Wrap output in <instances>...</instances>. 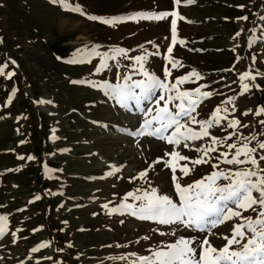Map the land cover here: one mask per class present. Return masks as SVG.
Here are the masks:
<instances>
[{"label": "rangeland", "instance_id": "obj_1", "mask_svg": "<svg viewBox=\"0 0 264 264\" xmlns=\"http://www.w3.org/2000/svg\"><path fill=\"white\" fill-rule=\"evenodd\" d=\"M68 2L78 3L86 13L95 15L174 10L185 19L177 20V42L173 52L168 53L171 17L166 21L138 19L109 26L67 11L50 0H0V64L7 62L5 72H15L11 79L0 76V215L8 217L5 236L0 237V264H125L113 258L131 252L147 255L149 248L174 242L180 235L196 234L180 229L173 236L169 226L127 215H109L102 208L105 203L110 208L116 206L127 192L147 188L149 181L161 194L172 191L171 169L163 161L148 167L171 149L156 138L131 137L121 132L122 128L135 130L142 117L122 109L100 89L70 82L117 80L114 61H109V69L98 73V57L90 63H67L78 55L77 49L95 45L99 51H109L123 47L129 50L130 57L145 54L146 68L161 79L167 63L172 73L168 83L194 69L201 78L192 77L178 88L191 90L204 85L202 91L212 92L197 107V119H210L217 107H226L229 112H222V116L228 120L237 118L248 127L238 128L237 135L225 143H239L241 135L264 139V126L259 123L264 113L255 114L258 107H264V75L256 78L258 89L252 88L243 95L239 80L244 71L264 73V39L260 38L264 33V21L260 19L264 16V0H194L191 4L181 0L178 5L173 0ZM241 4L247 7H237ZM241 16L248 19L238 20ZM237 32L239 36H235ZM157 51L159 55H152ZM164 56H168V61ZM119 59L121 73L130 70L125 66L135 64ZM12 60L16 63L12 64ZM173 60H179L182 67L172 68ZM13 87L17 91L9 103ZM229 97L233 98L231 103L227 102ZM40 100L52 103H38ZM249 109L252 111L243 115ZM191 127L199 128L195 124ZM53 129L59 137L55 141L49 139ZM209 131L224 141L233 130L224 120ZM255 143L252 141L250 146ZM190 144L189 148L181 146L177 150L195 159L200 155L195 148L210 144V137ZM219 151L234 149L221 144L212 156ZM29 155L35 159L28 161ZM259 155H264V150H258ZM174 162L176 175L185 185L213 171L211 165H196L189 176L183 177L180 167L185 163L190 168L193 165L190 161ZM45 166L52 171H46ZM112 166L118 167L119 172L106 175ZM145 169L147 180L139 178ZM37 195L39 200L34 199ZM128 202H132L131 198ZM240 211L244 217L256 215L251 209ZM236 223H240L239 217L214 229L217 235L209 237L210 243L222 247L226 241L221 237L231 236ZM12 232L16 233L14 242ZM145 236L149 238L143 239ZM42 241H50L51 246L31 253L30 249ZM69 243L72 247H68ZM49 256L53 259H43Z\"/></svg>", "mask_w": 264, "mask_h": 264}, {"label": "snow or ice", "instance_id": "obj_2", "mask_svg": "<svg viewBox=\"0 0 264 264\" xmlns=\"http://www.w3.org/2000/svg\"><path fill=\"white\" fill-rule=\"evenodd\" d=\"M53 4H58L67 11L79 13L90 21H98L104 25H116L127 21L138 19L150 21H166L171 17V43L167 46V52H173V45L176 44L177 38V20L185 19L176 11H137L126 15L103 16L86 13L82 6L78 3L69 4L68 0H50ZM175 4H180L181 0H173ZM194 0H186V3L191 4ZM243 9L247 5H237ZM238 20L246 21L247 16H241ZM260 19L264 21V16ZM237 32L235 36H239ZM261 39H264L262 33ZM252 42V37H249V43ZM180 43H183L181 40ZM157 49L159 48L156 45ZM98 46H91L86 49H77L78 55L69 59L70 64L90 63L93 57L99 58V63L95 68V72L107 70L111 66L109 61L115 62L117 80L115 83H110L107 80H71L72 84L88 85L92 88L100 89L103 94L115 101L122 109L139 114L142 119L138 120V127L135 130L126 128L120 129L131 137H152L159 141L166 142L170 147V151L164 152V157H172L174 159H164L158 157L149 165H158L163 161L164 166L171 169V184L172 191L168 194H161L156 187H152L149 181L147 188H137L135 191H129L121 198L120 202L109 207V203L102 205V208L107 210L109 215L119 214L134 217L140 221H152L157 225L169 226L172 231L171 235L176 236L177 231L183 229L185 232H193L195 235H180L167 244H161L156 248H149L147 255H139L131 252L125 255L114 257L124 261L125 264H264V167L261 163L264 162V155L257 157L258 150H264V139L257 140L255 135L238 136L239 143H225L228 139L237 135L238 128H247L237 118L227 119V116H222L221 113L229 112V109L217 107L210 119L198 120L196 117L197 107L201 102L212 96L211 91H202L203 87H196L191 90H180L178 85L190 81V78H201V74L196 70L188 72L176 78L174 83H168L167 78L172 74L171 69L165 63L163 67V79L157 74L150 72L145 61V54L129 56L128 49L123 47H115L109 51H99ZM159 55V52L152 53ZM119 58L129 59L135 64L128 65V72H120L122 67ZM58 59H62L58 57ZM165 61H168V56H164ZM255 59V58H253ZM12 64L16 62L11 61ZM172 68L182 67L179 60L171 61ZM8 63L0 64V76L11 79L14 71H7ZM139 75L140 79L133 77ZM264 73H255L244 71L239 75L240 94L243 95L252 88L258 89L260 86L256 83L257 76ZM17 89L11 90V95L8 97V102H11L12 95ZM232 97L228 98V103H231ZM178 101V103H175ZM38 103H52L48 100H40ZM170 105H172L170 107ZM231 111H235L232 108ZM252 110L244 112L247 116ZM264 113V107L256 109V115ZM19 119V117H17ZM227 120V127L233 131L222 141L220 138L211 135L209 129L221 125L222 121ZM94 123H98L95 122ZM261 126H264V119L259 121ZM198 125V130L191 125ZM107 127V125H103ZM19 131V129H17ZM55 129L52 130L50 140L55 141L59 137L55 135ZM204 137H210V144L195 148V151L200 155L195 159L184 156L179 149L189 148L192 145L190 142H196ZM255 141V146H250L251 142ZM25 141H20L23 144ZM223 144V147L234 151H219L215 157L212 153L218 151V146ZM139 143L137 147H139ZM62 151H66L62 150ZM19 159H25L20 156ZM28 161L34 160L35 157L29 155L26 158ZM190 161L193 168L189 167L188 163L183 164L179 171L183 177L189 176L196 165H211L213 171L209 174L197 179L189 184H182L181 177L176 175V164L174 161ZM213 160L216 162L214 163ZM221 164H226L235 167L221 168ZM46 171L51 172L45 166ZM119 168L112 166L111 171L106 175H113L119 172ZM11 171V169L7 170ZM140 179H148V169L142 170L139 173ZM131 179H137L132 177ZM54 194V193H53ZM131 198V203L128 202ZM35 200H39L40 196H36ZM29 203H32L30 200ZM251 209L256 215L244 217L240 210L247 211ZM234 217L240 218V223L233 225L231 236L224 235L221 238L226 243L220 247H214L209 240L212 235H217L214 232L218 226H222L227 221H231ZM8 217L0 215V237L5 236L6 224ZM64 223H67L66 221ZM120 223H124L122 219ZM39 229H33L38 231ZM166 233L160 232V235ZM16 236L15 232L11 233V237ZM145 236L143 239L147 240ZM51 246L50 241H42L30 249L31 253H37L41 249ZM68 247H72L71 243ZM119 247V245H117ZM57 251L62 252L63 249ZM45 260H52V257H44ZM39 264V262H37ZM54 264H60L55 261Z\"/></svg>", "mask_w": 264, "mask_h": 264}, {"label": "trees", "instance_id": "obj_3", "mask_svg": "<svg viewBox=\"0 0 264 264\" xmlns=\"http://www.w3.org/2000/svg\"><path fill=\"white\" fill-rule=\"evenodd\" d=\"M211 111H212V109H211ZM31 131H32V133H33V134H35V133L33 132V130H32V129H31ZM35 135H36V134H35ZM41 183H42V181H41ZM46 184H47V182H46ZM46 184H45V186H46Z\"/></svg>", "mask_w": 264, "mask_h": 264}, {"label": "bare ground", "instance_id": "obj_4", "mask_svg": "<svg viewBox=\"0 0 264 264\" xmlns=\"http://www.w3.org/2000/svg\"><path fill=\"white\" fill-rule=\"evenodd\" d=\"M178 11V10H177Z\"/></svg>", "mask_w": 264, "mask_h": 264}]
</instances>
